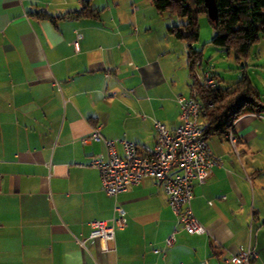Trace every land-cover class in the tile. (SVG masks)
Masks as SVG:
<instances>
[{
  "label": "crops",
  "instance_id": "1",
  "mask_svg": "<svg viewBox=\"0 0 264 264\" xmlns=\"http://www.w3.org/2000/svg\"><path fill=\"white\" fill-rule=\"evenodd\" d=\"M128 1L0 0V264H236L225 259L248 245L250 264H264V113L235 121L238 153L208 138L222 164L193 183L204 233L177 223L156 180L109 196L87 165L104 152L100 141L82 143L93 126L119 153L121 138L150 148L153 120L174 129L176 98L190 94L187 47L167 30L179 19L154 36L156 14ZM83 6L94 12L67 14ZM115 204L125 226L79 245L90 221L111 225Z\"/></svg>",
  "mask_w": 264,
  "mask_h": 264
},
{
  "label": "built area",
  "instance_id": "2",
  "mask_svg": "<svg viewBox=\"0 0 264 264\" xmlns=\"http://www.w3.org/2000/svg\"><path fill=\"white\" fill-rule=\"evenodd\" d=\"M75 33L76 37L72 44L78 50L81 34L77 31ZM196 84L204 89H214L217 80L209 71L203 70L200 63L196 64L190 76V94L187 96L180 94L176 98L179 105L177 126L168 129L161 121L153 120L156 143L150 148H144L132 140L121 138L119 142L122 145V153H119L115 146L116 140L103 137L99 126H93L89 136L82 139L83 144L100 141L104 146V152L92 155L87 165L99 170L101 188L107 195L116 196L129 186L139 183L143 178H152L162 186L167 204L176 216L177 223L190 234L206 231L192 211L193 183L203 182L215 167L222 164V158L212 151L204 135L207 129L205 108L198 97ZM234 124L235 121L225 134V140L238 153ZM173 169L176 172H172ZM113 210L115 213L111 225L106 220L90 221L88 236L76 237L79 245L87 249V241L90 239L104 242L114 236L115 229L125 226L124 209L115 204ZM174 240L173 231L166 237L165 245H172ZM254 256L253 248L248 245L244 250L227 257L225 261L250 264Z\"/></svg>",
  "mask_w": 264,
  "mask_h": 264
},
{
  "label": "trees",
  "instance_id": "3",
  "mask_svg": "<svg viewBox=\"0 0 264 264\" xmlns=\"http://www.w3.org/2000/svg\"><path fill=\"white\" fill-rule=\"evenodd\" d=\"M151 1L158 14L170 12L186 18V22L169 26L167 30L174 38L186 41L191 76L196 64H201L202 59L201 52L193 49L191 43L198 39V15L200 13L207 15L204 0ZM215 2L216 18L213 21L208 18L214 30L211 43L226 51L233 50L237 59L245 58L251 46L264 35V0H215ZM89 12L94 11L83 6L80 10L67 14L81 16ZM196 89L205 108L207 129L204 135L207 139L212 135L225 138L232 123L244 114L264 113V100L246 75L225 88L217 85L214 89H204L196 84Z\"/></svg>",
  "mask_w": 264,
  "mask_h": 264
},
{
  "label": "rangeland",
  "instance_id": "4",
  "mask_svg": "<svg viewBox=\"0 0 264 264\" xmlns=\"http://www.w3.org/2000/svg\"><path fill=\"white\" fill-rule=\"evenodd\" d=\"M127 1L128 0H125L130 7V2ZM140 1H142L141 4L133 3V6L141 7V9L144 8V13L147 16H151L149 9L156 14L153 18V21L157 22L155 23L156 25L154 24L157 28V32L154 36L159 35L158 29L160 22H169V18L167 17L179 19L181 23L186 22L185 17H178L170 12L158 14L154 9L151 0ZM197 22L199 26L198 39L192 42L191 45L193 49L201 52V68L209 71L216 78L218 82L217 85L221 88L234 84L246 75L259 91L260 97L264 100V35H262L259 40L251 46L249 53L245 58L237 59L233 50L226 51L225 49L211 43L214 30L205 13H200L198 15ZM176 24L178 23H173L172 25ZM170 41H172V38H170ZM173 41L174 43H177V40ZM179 43L178 45L187 47L186 41L179 40ZM184 56L186 57V53H184ZM213 137L216 136H212L211 138Z\"/></svg>",
  "mask_w": 264,
  "mask_h": 264
},
{
  "label": "water",
  "instance_id": "5",
  "mask_svg": "<svg viewBox=\"0 0 264 264\" xmlns=\"http://www.w3.org/2000/svg\"><path fill=\"white\" fill-rule=\"evenodd\" d=\"M207 16L210 20H214L217 14V6L215 0H204Z\"/></svg>",
  "mask_w": 264,
  "mask_h": 264
}]
</instances>
